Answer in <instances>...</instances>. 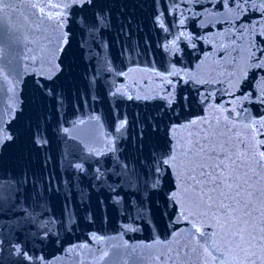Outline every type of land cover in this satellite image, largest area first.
<instances>
[{"label": "water", "instance_id": "obj_1", "mask_svg": "<svg viewBox=\"0 0 264 264\" xmlns=\"http://www.w3.org/2000/svg\"><path fill=\"white\" fill-rule=\"evenodd\" d=\"M5 2L0 125L15 139L0 148V264H213L201 247L207 239L209 251L221 255L212 246L219 243L212 214L202 215L183 192L175 205L168 200L179 189L174 173L154 190L141 170L154 148L166 147L172 123L196 117L206 122L178 128L175 139L187 141L211 126L221 144L219 134L227 133L233 151H246L241 140L248 145L237 174L253 193L256 255L234 253L227 264H262L264 161L258 151L264 149L255 147L243 115L236 118L241 109L256 116L264 108L253 100L264 91V68L255 67L248 51L259 57L256 49L264 48V20L255 32L249 29L259 14L229 15L233 5L220 0H93L68 9L56 7L67 0ZM98 12L106 16L103 23ZM53 72L51 80L41 79ZM38 81L53 98L42 94ZM165 89L187 96L189 104L178 114L165 109L162 99L151 98ZM205 95L210 100L201 104ZM124 119L126 129L118 133ZM38 126L47 140L43 147L32 142Z\"/></svg>", "mask_w": 264, "mask_h": 264}, {"label": "snow or ice", "instance_id": "obj_2", "mask_svg": "<svg viewBox=\"0 0 264 264\" xmlns=\"http://www.w3.org/2000/svg\"><path fill=\"white\" fill-rule=\"evenodd\" d=\"M220 2L225 5L229 3L233 5V7L229 8V15L235 13L237 16H242L250 12H257L260 19L250 23L249 29L252 32H255L257 26L260 25V21L264 20V0H220ZM92 4L93 0H67L65 4L57 5L56 7L68 9L75 5L83 8L84 5L90 6ZM9 7L10 5L5 0H0V12H3ZM57 16L63 18L60 22L61 26L67 23L66 13L64 11L57 13ZM96 18L98 23H103L106 16H102L98 12L96 13ZM180 23L183 24V20ZM260 27L261 31L259 34L264 36V25ZM241 28H243V25H241ZM63 42L67 43V33L64 34ZM173 44H175V41H173ZM252 47H255L254 43ZM256 50L260 52L259 57L256 56L255 52L251 51V48L248 49L250 58H255V67L264 68V48H257ZM252 66L248 65L249 68ZM59 70L60 66L57 64L55 71ZM54 74L55 72L48 75L42 74L41 79L51 80ZM166 83L172 84V81L167 80ZM203 83H209V81L205 80ZM38 88L43 95L53 98V90L51 88L40 84L39 81ZM229 94L234 96V93ZM250 96H252L251 93L245 95L243 98L248 100ZM55 98L57 99V103H60L59 97L57 96ZM151 98L162 99L164 101V108L174 114H178L176 112L177 108L186 107L189 104L187 96L177 98L172 89H165L162 96L158 95L157 97ZM129 99H132V97H129ZM144 99H149V97H144ZM209 100L210 95H205L199 102L203 104ZM253 100L256 103L264 105V91L256 94ZM234 111L235 109H229L230 113ZM242 115L244 117V127L251 133L252 138L258 141L255 147L258 150L264 149V108L256 116H252L246 108L241 109L240 112H236L237 119ZM225 119L227 120L228 117H225ZM203 122H206L204 117H196L187 119L185 122L172 123L168 128V142L166 147L154 148L149 153V157L141 161V170H146L145 174L152 178L149 187L154 190L160 187V182L165 174L174 173L175 179L179 180V189L171 191L168 200L175 205L179 199V192H183L191 199L196 207L204 210L201 213L202 215L212 214L219 229L218 233H212L213 237L219 236V243L213 240L212 246L213 250L221 252V255L217 257L213 255V252L209 251L206 246L207 239L205 245H201V247L205 255L212 258L213 264H216L217 261H219V264H227V258L233 256L234 253H242L245 258L256 255L252 251L253 241L255 240V236L253 235L255 225L252 223V212L249 210L250 198L253 193L243 188V185L247 184L248 181L243 180L241 182V178L237 174L239 167L237 162L247 155L248 145L241 140L240 144L246 151L241 153L233 151L232 146L229 144L231 138L227 133L219 134V137L224 140V143L221 144L219 143L217 135L212 132L211 126H209L207 131L203 128L198 131H193L190 133L187 141L175 139L173 134L178 128L195 129L198 124ZM126 125V119L120 121L116 131L122 133L126 129ZM153 130L155 131V127ZM232 131H234V128H228V132ZM142 138L143 133H141ZM14 139L15 136L10 129L5 125H0V148L6 142L13 141ZM32 142L37 147H43L47 143L44 131L39 126L33 132ZM217 148L220 151H217ZM111 151L115 152L116 149L113 148ZM255 154L253 153V156ZM258 155L264 161V150H259ZM77 167L79 168L80 166L77 165ZM123 170L127 174V164L123 165ZM132 172H136L135 167L132 168ZM244 175H247V173H244ZM25 182H27V177H25ZM249 187L251 186L249 185ZM242 193H246L247 199ZM193 227L196 233L205 235L201 227L196 225H193ZM260 231L264 232V228H261ZM44 235L46 237L47 233H44ZM260 239L264 241V236H261ZM195 251L196 249L193 248L192 252ZM23 255L30 259V257H27L26 252ZM104 255H107V253ZM252 264H255V262L253 261ZM262 264H264V261H262Z\"/></svg>", "mask_w": 264, "mask_h": 264}]
</instances>
